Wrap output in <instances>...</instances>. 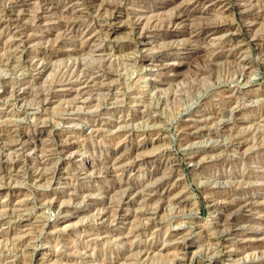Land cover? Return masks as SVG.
Instances as JSON below:
<instances>
[{"label": "rangeland", "instance_id": "374dc122", "mask_svg": "<svg viewBox=\"0 0 264 264\" xmlns=\"http://www.w3.org/2000/svg\"><path fill=\"white\" fill-rule=\"evenodd\" d=\"M15 1L0 0V264H264V0H111L126 10L112 32L93 0ZM181 9L192 36L180 25L147 45L129 28L127 12L166 28ZM122 156L139 165L94 180ZM119 180L142 187L105 224ZM229 213L258 235L225 236Z\"/></svg>", "mask_w": 264, "mask_h": 264}, {"label": "bare ground", "instance_id": "6f19581e", "mask_svg": "<svg viewBox=\"0 0 264 264\" xmlns=\"http://www.w3.org/2000/svg\"><path fill=\"white\" fill-rule=\"evenodd\" d=\"M26 1H28V0H16L15 2H14V10L15 9H17L18 8V6L20 5V4H22V3H24V2H26ZM129 2H131L132 4H137V3H140V2H142L143 0H128ZM167 1H172V0H167ZM199 2H201L202 0H198ZM197 1V2H198ZM239 1V3H237V4H235L234 6L232 5V7H231V9L228 7V5L227 6H224V9H225V11H227V12H229V11H231L232 9H234V8H242L243 7V4H242V0H238ZM93 3H97V5L98 6H96V7H99V10L100 11H104V12H106V13H108L109 11H111V17L109 18V20L106 22V28H108V29H110V32H112V31H115V30H120L121 29V27L124 25V23L121 21V19H120V16L123 14V13H126V10L123 8L124 6L122 5V3H119V4H117V3H115V2H112L111 0H93L92 1ZM212 2V1H211ZM50 3V2H49ZM53 3V2H52ZM47 4H48V2H47ZM164 3H162V4H159V8L161 9V8H163L164 7ZM21 6V5H20ZM52 6V5H51ZM54 6V5H53ZM253 9V8H252ZM251 9V10H252ZM154 11L155 12H157L158 10H155L154 9ZM249 11V10H248ZM13 12V11H12ZM71 12V11H70ZM103 12V13H104ZM73 13V12H72ZM132 14H134V15H136V17L134 18V20H132L130 23H129V28H130V30H133V31H135V30H137V31H139V37L140 38H142L143 40H141L140 42H142L143 44H147V45H149L150 44V42L151 41H153L151 38H149L148 36L149 35H151V34H153V32H156L155 34L157 35V37H158V39H169V38H176V37H178V35H179V28H176L175 30H173L172 28L173 27H178V26H180V25H185V29L187 30L186 31V33L187 34H189V35H193L194 34V32L195 31H193L192 29H190V28H187L189 25H187L188 24V20H189V17H188V15H189V13L187 12V11H185V10H179L178 11V13L177 14H175L174 16H172V18L170 19V25L168 26V27H158L157 25L159 24V22L162 20H153V18H151V19H147V21L144 23V21L146 20L145 19V17L143 16V15H140V14H138L136 11H134V12H127V16H130V15H132ZM242 14V13H241ZM13 15V14H12ZM9 16V18H10V20H9V27L10 28H13V29H15V30H18L19 29V31H20V28H22L20 25H19V21H20V17H16L15 18V16L13 15V16ZM17 16V15H16ZM19 16V15H18ZM171 16V15H170ZM220 16V15H219ZM75 18H77V17H75ZM86 18H88L87 16H86ZM156 18V17H155ZM159 18V17H158ZM37 19V18H36ZM44 20V17H38V23H40V24H42L41 22ZM117 20H119V26L117 25V23H115ZM37 21V20H36ZM45 21V20H44ZM46 23H48L47 21H45ZM45 22H43V23H45ZM21 23V22H20ZM36 24H37V22H36ZM35 24V25H36ZM63 24V23H62ZM156 24V25H155ZM3 25L2 24H0V28L2 27ZM8 26V25H7ZM29 26V25H28ZM27 26V27H28ZM33 26V25H32ZM31 27V26H30ZM194 27V26H193ZM6 29V28H5ZM30 29H32V27L30 28ZM231 29V27H230V25H227V24H225V25H223V24H215V23H213V26H211L210 25V27H209V32L208 33H211V32H213V31H218V32H221V31H223V33L225 32V31H229ZM8 30V29H7ZM24 30V29H23ZM22 30V31H23ZM27 31V30H26ZM33 31V30H32ZM198 31V30H197ZM16 32V31H15ZM21 32V31H20ZM19 32V33H20ZM199 32V31H198ZM16 33H18V32H16ZM31 33V32H30ZM230 33V32H229ZM27 34V33H26ZM228 34V33H227ZM15 35V34H14ZM224 35H226L225 33H224ZM70 36V35H69ZM222 36V35H221ZM227 36V35H226ZM223 37H225V36H222V38ZM35 38V37H34ZM31 37H28V39H27V41H26V43H29L31 40ZM224 39V38H223ZM136 41V40H135ZM147 41H149V42H147ZM15 44V43H14ZM13 44V45H14ZM190 45V44H189ZM23 46H26V45H23ZM172 46V45H171ZM15 47V46H14ZM139 47V46H138ZM11 48V47H10ZM26 48V47H25ZM146 48V47H145ZM202 51V50H201ZM101 52V51H100ZM122 52V51H121ZM241 52V51H240ZM102 53V52H101ZM211 57V56H210ZM226 57V56H225ZM126 58H130V59H135L137 62H140L141 64H143V65H147V64H149V66H151L152 64H151V62L152 61H154L153 59H148L147 57H142V58H139V57H135V55L133 54V55H128V56H126ZM217 59V57L215 56V60ZM241 61V60H240ZM111 63V62H110ZM148 66V65H147ZM153 66V65H152ZM45 68V67H44ZM96 73V72H95ZM100 73H102V72H100ZM42 74V73H41ZM108 74V73H107ZM87 79V78H86ZM89 79V78H88ZM71 81V80H70ZM84 83V82H83ZM93 83V81L92 82H88L87 80H86V82H85V84L87 85L86 87H84L83 89H85V88H88V87H90V85ZM103 84V83H102ZM104 84H106V83H104ZM103 84V85H104ZM100 85V84H99ZM85 86V85H84ZM92 86V85H91ZM101 86V85H100ZM112 86V85H111ZM71 87V86H70ZM76 87V86H75ZM97 87V86H96ZM69 88V87H68ZM81 88H82V86H81ZM95 88V87H94ZM100 88V87H99ZM61 89V88H60ZM101 89V88H100ZM72 90V89H71ZM71 90H66V91H68V92H70L71 93ZM96 90V89H95ZM111 90V89H110ZM91 91V90H90ZM97 91V90H96ZM107 91V90H106ZM78 92H80V91H78V89H77V93ZM98 92V91H97ZM100 92H102V91H100ZM90 93H93L92 91L90 92ZM114 93V92H113ZM112 94V93H111ZM114 95V94H113ZM112 95V96H113ZM117 95V94H116ZM82 96V95H81ZM119 96H120V94H119ZM113 97H116V96H113ZM127 98V97H126ZM132 101V100H131ZM134 101V100H133ZM125 106V105H124ZM131 109V108H130ZM129 108H127V106L126 107H121V108H119V112H121V113H124V112H131L132 111V109L130 110ZM69 111V110H68ZM134 112H138V113H140L141 115H143V114H145L146 113V111H140V109H138V111L137 110H135ZM260 118H261V116H260ZM227 130V129H226ZM19 135V134H18ZM21 135V134H20ZM25 135V134H24ZM23 135V136H24ZM38 138V137H37ZM41 141V140H40ZM125 141V140H124ZM243 141V140H242ZM239 142V141H238ZM122 143V142H121ZM247 143V142H246ZM253 143V142H252ZM127 144V143H126ZM133 144V143H132ZM21 145L22 146H24V144H22L21 143ZM137 145V144H136ZM139 145V144H138ZM38 146V141L36 140H34L33 141V143H31V144H28V146L27 147H25V148H31V147H37ZM121 146V145H120ZM147 146V145H146ZM140 147H141V145L140 146H138L135 150L137 151V150H139L140 149ZM71 148V147H70ZM135 148V147H134ZM36 149H38V147L36 148ZM255 149V148H254ZM234 150V149H233ZM50 153V152H49ZM74 154V153H73ZM29 157V156H28ZM51 157H52V155H51ZM137 157V156H136ZM27 158V157H26ZM47 158H49V157H47ZM144 158V157H143ZM216 158V157H215ZM51 159V158H50ZM137 159V158H136ZM130 160V157L129 156H122V157H119V158H117V160H116V162L111 166V167H109L108 168V170H107V172L105 173V174H103V176H93L94 177V180H99V181H101L102 182V180L101 179H103V178H107V177H111V175L112 174H117V172H119L120 174H122L121 176H124V174L126 173V172H129V171H133L138 165H139V162L138 161H129ZM139 160V159H138ZM231 160V159H230ZM43 161V160H42ZM192 161V160H191ZM48 162V161H47ZM173 163H175V162H173ZM40 167V166H39ZM58 168V167H57ZM44 169V168H43ZM107 169V168H106ZM45 170V169H44ZM47 170V169H46ZM55 170V169H54ZM48 171V170H47ZM60 169H56L55 170V174H60ZM38 172V171H37ZM49 172V171H48ZM103 172V171H102ZM40 173V172H39ZM118 173V174H119ZM55 174H53V176L55 175ZM116 174H115V176H116ZM47 175V174H46ZM48 176V175H47ZM89 176V175H88ZM104 176H106V177H104ZM118 176V175H117ZM116 176V177H117ZM121 178V177H120ZM157 178V177H156ZM111 179V178H110ZM125 179V178H124ZM117 180V179H116ZM105 181V180H104ZM131 181V180H130ZM158 181V180H157ZM159 181H161V180H159ZM151 182V181H150ZM168 182V183H167ZM169 180H167V181H164V183L162 184V188H166L165 186L168 184L169 185ZM113 183V182H112ZM144 184V183H143ZM167 185V186H168ZM218 185V184H217ZM85 187H87V186H85ZM84 187V188H85ZM139 187H142V185H137V183H135L134 181H132V182H124L123 180H119V183H117V184H113L112 186H110V187H108L109 189H107V190H110V191H113L114 189H116V188H119V189H122V188H124L125 190H124V194H123V196H122V198L120 199V200H111V199H109L108 200V203H110L109 204V206L107 207V208H105L106 209V211L104 210V212H103V214H101L100 213V215H99V220L101 221V222H103V223H105V224H107V223H109L110 221H112L111 223H113V222H117V220L119 219V217L121 216V212H122V209H123V206L125 207V204L127 203L128 204V206H130L132 203H133V201H131V200H129V196L131 197V195H132V192H134V191H136V189H138ZM161 188V187H160ZM142 189V188H141ZM206 189V188H205ZM92 188L91 187H87V188H85V189H83V191L84 192H86V193H90V192H92ZM144 191V190H143ZM154 191V190H153ZM170 191V190H169ZM169 191H167L166 192V194L169 192ZM95 192V191H94ZM86 193H84V194H86ZM135 193V192H134ZM140 193V192H139ZM138 192L137 193H135V194H139ZM142 193V192H141ZM92 194V193H91ZM148 194V193H147ZM155 194V193H154ZM87 195V194H86ZM101 195V194H100ZM105 195V194H104ZM109 195V194H108ZM134 195V194H133ZM141 195H145V194H141ZM137 196V195H136ZM147 197L148 198H151V197H154V195H147ZM85 198H87L88 200H89V202H91L92 204H93V202H95V201H93V199H92V195H89V196H86V197H84V199ZM146 198V197H145ZM86 199V200H87ZM107 199V198H106ZM144 199V198H143ZM103 200V199H102ZM118 201V202H117ZM244 201V200H243ZM247 202V201H246ZM254 202V201H253ZM258 202V201H257ZM215 203V202H214ZM260 203V202H259ZM258 204V203H257ZM238 205V204H237ZM211 206V205H210ZM255 207V206H254ZM216 208V207H215ZM239 208H241L240 210H242V207H239ZM243 208L244 209H250V211H251V209H252V205H249V204H246V205H244L243 206ZM257 208V207H256ZM255 208V209H256ZM254 209V208H253ZM237 211H239V210H237ZM248 211V210H247ZM255 211V210H254ZM151 212V211H150ZM217 212V211H216ZM220 212V211H219ZM246 212V211H245ZM252 212V211H251ZM255 212H257V211H255ZM149 213V212H148ZM157 213V212H156ZM240 213V212H239ZM232 214V213H231ZM251 214V213H250ZM253 214H254V212H253ZM256 214V213H255ZM73 215V214H72ZM214 215V214H213ZM224 215V214H223ZM229 215H230V213H229ZM264 215V214H263ZM76 216V215H75ZM231 216V215H230ZM219 217V216H218ZM251 217V216H250ZM220 218V217H219ZM256 218H258V217H256ZM113 219V220H112ZM226 218H224V220H225ZM229 219V224L227 225V227H225V226H223V228L225 227V229L222 231L223 232V234L225 233V236H228V237H235L236 235H237V233H238V231H241L242 233H245L246 235H245V237L247 238V237H254L255 235H258V233H259V231H260V229L258 230V231H256L254 228H252L251 229V226H247L246 224H249V223H251L252 221H247V220H245V219H242V218H238L237 216L235 217V216H231L230 218H228ZM227 219V220H228ZM216 220V219H215ZM248 220H250L249 218H248ZM97 221V220H96ZM149 221V220H148ZM258 221V220H257ZM83 222V221H82ZM215 222V221H214ZM217 222V221H216ZM224 222V221H223ZM227 222V221H226ZM221 223V222H220ZM219 223V224H220ZM244 223H246V224H244ZM262 223V222H261ZM252 224V223H251ZM259 224V223H258ZM148 226V225H147ZM142 227V226H141ZM216 227H218V225L216 226ZM134 230V229H133ZM222 230V229H221ZM221 230H218L219 232L221 231ZM138 231H139V229L137 228V229H135L134 231H133V233H138ZM140 232V231H139ZM262 232V231H261ZM120 233V232H119ZM222 234V235H223ZM247 234H249V235H247ZM264 235V234H263ZM219 236H221V235H219ZM256 239V238H255ZM255 239H250V240H247L246 239V243L241 247V250L243 251V252H245L246 250H250V248L252 247V246H254L255 247V243H256V241L257 240H255ZM234 240V239H233ZM188 241H189V239H185V242H186V244L185 245H188ZM212 241V240H211ZM232 241V240H231ZM210 242V241H209ZM242 242V241H241ZM233 244H234V242H233ZM259 244V243H258ZM261 245V244H260ZM221 246V245H220ZM132 247H135V246H133L132 245ZM217 247H218V245H217ZM130 248V247H129ZM240 248V247H239ZM131 249V248H130ZM185 250H186V247H185ZM236 250H238V249H236ZM236 250H234V251H232L231 250V252H228V257H230V258H232L235 254V252H236ZM240 251V250H239ZM223 254H225V253H223ZM236 254H237V252H236ZM244 256V255H243ZM129 257V256H128ZM227 257V256H226ZM249 258V257H248ZM214 260V259H213ZM254 261V260H253ZM120 261H119V259L118 260H115L114 262H112L111 264H120L119 263ZM214 262V261H213ZM213 262H210L209 264H214ZM257 262H258V260H257ZM122 264H131V261H130V259H128V258H126V259H124V263H122ZM180 264V263H179Z\"/></svg>", "mask_w": 264, "mask_h": 264}]
</instances>
